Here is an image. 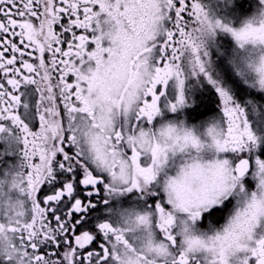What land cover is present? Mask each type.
I'll use <instances>...</instances> for the list:
<instances>
[{
	"label": "snow or ice",
	"instance_id": "snow-or-ice-1",
	"mask_svg": "<svg viewBox=\"0 0 264 264\" xmlns=\"http://www.w3.org/2000/svg\"><path fill=\"white\" fill-rule=\"evenodd\" d=\"M0 264H264V0H0Z\"/></svg>",
	"mask_w": 264,
	"mask_h": 264
}]
</instances>
